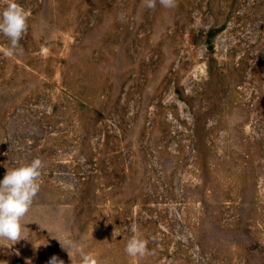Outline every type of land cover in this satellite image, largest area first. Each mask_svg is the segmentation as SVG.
<instances>
[{
  "label": "rangeland",
  "instance_id": "1",
  "mask_svg": "<svg viewBox=\"0 0 264 264\" xmlns=\"http://www.w3.org/2000/svg\"><path fill=\"white\" fill-rule=\"evenodd\" d=\"M17 3L30 16L23 54L0 52V180L44 167L0 264H72L58 239L98 264H264V0ZM133 235L145 256L125 253Z\"/></svg>",
  "mask_w": 264,
  "mask_h": 264
},
{
  "label": "clouds",
  "instance_id": "2",
  "mask_svg": "<svg viewBox=\"0 0 264 264\" xmlns=\"http://www.w3.org/2000/svg\"><path fill=\"white\" fill-rule=\"evenodd\" d=\"M165 9L178 7V0H158ZM157 0H142V8L154 10ZM30 12L17 3V0H6V6L0 12V33L8 38L9 44L0 48V52L6 57L23 54L20 45L24 33L28 29ZM44 163L37 157L28 164H22L16 168L8 169L3 180H0V241L17 243L26 239L24 235V218L33 205L34 199L40 191L41 169ZM58 239V238H56ZM60 245L65 249L72 260L73 255H79L80 264H98L97 258L86 253L81 243L70 239L60 240ZM148 241L139 235H133L126 244L125 253L129 257H143L147 254ZM26 264H31L27 260ZM48 264H64L62 259L52 256Z\"/></svg>",
  "mask_w": 264,
  "mask_h": 264
}]
</instances>
